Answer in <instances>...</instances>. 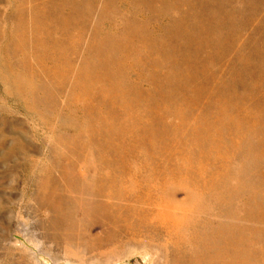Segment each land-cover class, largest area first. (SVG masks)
I'll return each instance as SVG.
<instances>
[{
  "label": "bare ground",
  "instance_id": "6f19581e",
  "mask_svg": "<svg viewBox=\"0 0 264 264\" xmlns=\"http://www.w3.org/2000/svg\"><path fill=\"white\" fill-rule=\"evenodd\" d=\"M116 1L4 2L15 6L12 20L7 24L11 34V39L7 38L10 40L7 46L23 50L21 52L28 57L21 68L17 65L21 72L14 74L16 71L9 68V71L13 70L10 74H14L11 83L19 92L26 91L27 95L22 97L28 101L29 96L31 105L42 103L44 106L41 107L47 113L51 110L49 113L54 114L53 101H59L55 115L51 114L54 120L50 118L51 122L47 120V123L44 117L42 119L50 125L46 124L47 131L52 145L58 148V154L64 156L65 153L70 159L59 169L65 182L62 188L54 185L46 190L42 181L37 197L39 207L48 212L46 218L54 230L53 238L63 241L59 255L74 259L77 264H96L120 256L132 243H141L159 251V264H264V182L261 180L262 185L257 182L262 178L254 182L256 175H253L257 171L253 173L254 166L264 160V148L249 150L251 146L248 145V139L253 141L252 136L264 131V91L258 92L264 81V10H261L257 21L253 19L255 13L259 14L256 8L261 0H238L249 6V13L255 11L253 17L243 13V19L248 17L256 22L249 37L243 34L247 39L241 41L242 36L240 39L237 37L240 42H235L236 35L229 36L237 21L235 17L238 18L234 15L238 8L233 6L237 0L232 1L234 4L231 0L224 1L233 6L227 8L229 11L233 9L228 13L225 3L224 9L219 8L221 0H201L202 9L208 5L207 2L214 4L208 5L213 6L212 9L206 6L214 14L208 15L211 18L208 21L192 20L189 22L194 23L190 24L192 26H188L187 20L184 24L180 17L185 13L179 11L183 13L181 15L176 10L181 16L172 22L170 19L169 24L164 22L160 32L150 30L148 22L139 21L144 16L143 12L136 20L139 9L136 12L134 9L136 14L131 16L120 11V4L118 2L117 5ZM150 1L132 0L130 2L134 4H129L130 8L150 6ZM168 2L171 1L157 0L156 3L163 5L160 11L167 9L170 13ZM261 8L263 5L258 10ZM220 10H226V15L221 16L223 11ZM234 10L235 13L232 12ZM117 14L122 17L120 28L106 30L103 20ZM226 16L225 20L223 17ZM246 22L244 26L247 29V24H252ZM237 26L240 30L242 25ZM257 33L260 35L256 36ZM203 47L209 50L204 58L198 55L207 51ZM229 48L234 49L231 52ZM224 53L234 54L232 58L228 54L230 60L228 56L224 58L230 62L225 71L231 69L227 77L221 68L227 74L226 79L222 78L225 76L220 74L221 69L219 73V67L212 65L216 58L226 57ZM128 59L141 69L138 79L128 74ZM222 59L220 66H223ZM235 64L240 73L235 70ZM235 76H239L236 80L242 85V90L237 93L232 89ZM6 78L9 79L8 74ZM256 91L260 97L251 100L250 104L243 103L246 96H254ZM198 105L201 110L196 113L198 115H193ZM202 110L206 113H200ZM66 126L73 127L75 131L67 133ZM232 135L243 144L248 140L244 146L245 151H249L247 157L240 163L238 161L234 168L228 166L229 162L217 165L218 161H226L227 151L224 155L223 149L226 147L227 150L229 143L234 146ZM136 149L142 152L145 166L141 178L143 191L135 199L139 210L134 207V202L127 203L123 199L127 194L119 181L126 173V157ZM48 161L47 164L44 162L47 166L51 164ZM81 163L84 171L78 169ZM208 169L210 174L206 178ZM257 173L261 177L264 171ZM58 176L59 173L53 180ZM46 177L44 180L48 181ZM177 188L194 189L192 202H174L172 199L176 193L173 191ZM152 190L159 195L167 190L169 198L165 200L158 195L154 199ZM184 198H190V194L185 193ZM147 205L152 208L150 212L145 209ZM146 208L150 210L148 206ZM86 220L107 225L103 234L111 242L108 246H103L98 235L85 243L76 238L75 231ZM118 222L127 224H118L119 230H115L112 225L116 226ZM133 223L153 226L165 234L148 228L144 234L139 229L135 230ZM14 243L21 253L24 252V256L17 260L18 264H40L34 250L17 238ZM16 250L19 252L18 248Z\"/></svg>",
  "mask_w": 264,
  "mask_h": 264
},
{
  "label": "rangeland",
  "instance_id": "374dc122",
  "mask_svg": "<svg viewBox=\"0 0 264 264\" xmlns=\"http://www.w3.org/2000/svg\"><path fill=\"white\" fill-rule=\"evenodd\" d=\"M1 1H3V2H1ZM5 1L6 0H0V3L4 5L3 6L0 4V26H1L0 27V264H5L7 262H8L7 264H12V263L18 264L17 260H19L21 258V256H24V252L21 253L22 251L20 252L19 246H17L14 243L15 238H17L18 240L23 242L31 250H34L36 257H37L40 264H77V262L74 259H67V258H64L61 255H59V247L61 246V244H63V241L61 239H58V241H57V239L55 237L53 238L52 232H54V230L51 228V226H49L47 218H46V217H48V212L46 210H44L43 208H40L38 203H37V197H38V194L40 192L39 189H40V184H42V181L44 183L43 185H45L44 187L46 190L51 189L52 186H54V185H56L60 188L63 187V183L65 182V178L61 175V173L59 172V169L61 166H63L67 162L68 157H66L65 153H64V156L63 155L60 156V154H58V152H57L58 148L56 147L55 144L52 145L53 141L50 140L49 130L47 131V129H48L47 123L51 122L49 120L50 118L52 119V121L54 120V118H53L54 116H51L52 113L51 114L49 113V112H51V110L47 113V111L44 108H42L44 106V105H42V103L39 105H36V104L31 105L32 102L29 100V96L27 97L28 101H26L27 99L25 100V98H26L25 96L27 95L26 91L21 90L20 91L21 93H20L18 91V89L16 90L15 86L13 85L14 83L13 84L11 83L13 78H14V74H16L17 71L21 70L20 65H22V62L24 63L25 60L27 62L28 57H27V55H24V53H22L23 50L18 49V48L13 49V47L7 46V45H9V43H8V41H10L9 39H11V37H10L11 34L9 32V30H10L9 25H7V24L9 23V21L12 20V16L14 13L13 9L15 6H14V4H11L10 6L6 5V3H4ZM130 1H132V0H125V1L117 0L116 4L117 5L120 4L119 5L120 11H124L125 13H128L131 16L136 14V13H134V9H135V12L137 11L136 9H139V11H137L138 13L135 15V16H137V18L135 16H134V18H136V20H138V18L141 17V14L143 12L142 15H144V16H142L140 18L141 20L139 19V21H144L145 23L148 22V24L151 22L152 24L151 23L149 25L147 24L148 28H150V30H153V31L156 30L158 32H160L162 30V28L164 27V25H165V24H163L164 22L165 23L167 22L169 24L170 19L172 22L176 18H179L183 13H185V14L182 15L180 18L184 20V24H185L186 20H187L186 22H188V23L192 22V20H197V19H202L203 21H208L209 19H211V18H209L210 16H212L211 13H213V12H211V10H209L211 7H209L208 5L210 3L212 5H214L212 2H207L208 5H206V6H208L207 8H209V9H207L206 6H202V7L206 8V9L205 8L202 9V8H200V4L202 2L201 0H197V1L196 0H192V1L188 0V1H180V2L178 0H170L171 2H168V5L170 6V7L168 6V10H170V13H169L168 11H166L167 9H165L163 11L159 10L160 6H163V5L161 3L160 4L156 3L157 0H151L149 2L152 4V6H151V4H150V6H148L149 4L147 3L148 4L147 6H145L146 4L144 6L139 5V7H138V5H135V6H131V8H130V4H129ZM167 1H169V0H167ZM224 1L226 2V0H221L222 3L220 2L221 7L219 6V8L224 9V8H222V6L225 3ZM227 1H230V0H227ZM232 1H234V0H231V2ZM258 1L260 2V0H258ZM118 2H119V4H118ZM127 2H128V4H127ZM158 2H160V0H158ZM236 2H234L235 4L232 2L234 4L233 6H234V8H238V10L240 9V11L235 9L236 13L238 12V14L235 13V10L232 11L235 13V14L234 13H232V14H234L235 16L238 15V18L234 16L235 21L237 20L236 21L237 23L236 22L234 23L235 26H233L231 28L233 32L231 31L232 34L229 36L236 35V38H235L236 41L235 42H237V41L240 42V40L242 41L244 39H247L245 37L246 35L249 37V35L252 33V31H251V30H253L252 27H254V25L256 24V22L255 23L253 22L254 21L253 19H256L255 21H257L260 18V14H262L261 10H264V0H263V4H261L262 0L259 3V7H260V5H261V7L263 5V8H261L259 10H258L259 7L256 8V12L258 11L259 14L258 13L256 14L255 11L253 13L252 12L249 13L248 11H250L251 9L248 10L249 6H245L244 5L245 2H243L244 4H242V1H241V3L238 0ZM121 3L123 5L125 4L124 5L125 8L123 7V5L121 7ZM130 3L132 5L134 4V2L133 3L130 2ZM182 3H183V5H182ZM197 3H199V4L196 6L195 4H197ZM228 3L229 2L225 3L226 10L229 9V6H230V8L233 7L230 4L228 5ZM177 4H179L181 6L179 7V5H177ZM257 4H258V2H257ZM172 5L173 6L176 5L175 6L176 9ZM226 5H228V6L226 7ZM7 6H8V8L6 10ZM127 6H128V8H126ZM154 6H156V7L154 8ZM144 7H147L148 10H145L146 8H144ZM212 8H213V6H212ZM127 9H132V10L128 11ZM171 9H173L172 13L174 15L171 13ZM140 10H141V12H140ZM176 10L178 11L179 14H181V12H183V13L181 15H179ZM197 10H199V11H197ZM204 10H207L206 12L210 11V14H208L209 12L206 13ZM226 10H220V12L223 11L221 13V16L226 15ZM231 10H233V9H230V11ZM94 11H95V9H94ZM175 11H176V14H175ZM179 11H181V12H179ZM230 11L228 10L227 13ZM241 11H242V15L239 16L241 14L240 13ZM150 12L151 13L153 12L152 13L153 16ZM162 12H164L163 15H162ZM201 12H203V13H201ZM125 13H124V15H125ZM147 13H149V16ZM167 13H168V16H170V18L167 16ZM243 13L247 16L250 14L252 16L255 13L254 17L252 16L253 19L250 18V19H252V22L250 21V19H248L249 16L247 17V19H246V17L243 19V15H244ZM169 14H172L173 17ZM8 15H10L11 18L8 19V17H10ZM189 15H191V16H189ZM204 15L205 16L207 15V17H203ZM208 15H210V16H208ZM183 16H185V17L183 18ZM150 17H151V19H150ZM166 17H168V18H166ZM255 17H257V18H255ZM110 18H112L113 20L111 19L112 20L111 21ZM110 18L103 20L104 21L103 22L104 28L105 29L107 28L106 30H109V31H113L115 28L118 30L121 26L122 17L119 14H117L115 16H110ZM164 18H165V20H168V19L169 20L165 21ZM223 18L226 20L227 16L223 17ZM145 19H146V21H145ZM245 19L247 20V22H250L252 25L253 24L254 25L250 26V24H247ZM108 20L110 21V24H109ZM244 20L247 24V29L244 26L245 22H244V24L242 23ZM158 21H159V24H157ZM4 22H6L5 24L7 25V26L5 25L6 26L5 30L3 27ZM155 22L158 26L155 24ZM106 23H107V25H106ZM188 23H186V25H188ZM162 24H163V26H161ZM190 24L193 25L194 23H189L188 26H192ZM237 24L240 26L242 25L240 27V30H238L239 26H237ZM243 26L245 28L244 31H242L244 29ZM154 27H155V29H154ZM159 28H161V29H159ZM241 28H243V29H241ZM231 29L228 28V30H231ZM235 30L236 31L238 30L239 33L238 32L236 33ZM244 33H246V34H244ZM239 34H240V36H238ZM259 35H260L259 33L256 34V36H259ZM241 36L243 39H240ZM237 37L238 38L240 37L239 38L240 40ZM7 38H9L8 41H7ZM202 49L203 50L206 49L207 51L205 50L206 51L205 53L201 52V54L199 53L198 55L204 58L203 55H206L207 52L209 53V50H208V47H206L205 49L203 47ZM232 49H234V48H232ZM232 49H230L231 52H232ZM226 50H228V49H226ZM8 51L9 52L12 51L13 53L12 52L11 53L13 55L11 53H9ZM224 54H226L225 55L226 57H224L222 55L223 59H222V57H220L219 58L220 60L218 58H216L214 60L215 62L212 61V62H214V63H212V65H214V67L215 66H216V68L219 67V73H220L221 68L225 71L224 68L228 67L230 65V62H229L230 57L232 58L234 55V54L232 55L231 53H228V54L232 55V56L230 55V57H229L227 53H224ZM24 56H25V58L26 57L27 58L25 59ZM199 56H198V59L201 58ZM227 56H228L229 60L228 59L224 60V58H227ZM217 59L219 60L218 63L216 62ZM221 59H222V63H223L221 65H223V66H220V64H219V63H221ZM22 60H24V61H22ZM223 61H225V62H223ZM127 62H128L127 63L128 74L130 75V77L136 78V79L141 77V74H142L141 69L138 66L129 62V59L127 60ZM226 62L229 64H227ZM9 64L13 68H11V66ZM236 64H235V70H237V73H240V72H238L239 70L236 69V68H238V65H236ZM9 68L13 69L16 72H13V70H10L14 73V74H10L12 72L9 71ZM18 68H19V70H17ZM222 69H221V71H222ZM229 69L227 68V70L225 71L228 75L226 73L224 74L223 71L220 73V74L225 76L222 78L226 79L229 76V74H230L229 71H231V69L230 70ZM19 72H21V71H19ZM7 74H8L9 79L6 78ZM226 75H227V77H226ZM238 77L239 76H237V77L235 76V80H234L235 81L234 84L235 83H237V84L232 85L233 86L232 89L234 90L235 93L240 92L242 90V85L236 80V79H238ZM243 77H245V76H243ZM11 78H12V80H11ZM5 80L7 81V83ZM220 80H221V78H220ZM8 86L9 87L12 86V87H14V89L12 87H10L8 90L7 89ZM260 87H259L260 89L258 90V92L260 91V93H262L264 91V88H263L264 87V81L261 83ZM11 88L13 89V92H12V90H10ZM18 92H19V95H18ZM258 92L257 91L254 92V94H253L254 96H252V95L250 97H249V95H248V97L246 96V98L248 100H250V102L246 98H244L243 103L245 101V103L250 104L252 102L251 100H254L256 97L257 98L260 97V95H259L260 93H258ZM23 95H25L24 96L25 98L22 97ZM251 97H253V98L251 99ZM28 102H31V103H28ZM58 102L55 100L53 101L54 106L52 109L54 110V112H53L54 114H52V115H55V111H57L56 108L59 104ZM29 105H31V106H29ZM36 108L38 110H36ZM39 110L40 111L43 110L42 111L43 113L42 112L38 113L37 111H39ZM200 110H201V106L198 105L197 108L194 110L193 115H198L196 113H198ZM44 112H45V114H44ZM200 113H206V110H202ZM48 114H50V115H48ZM43 117L45 118L46 122L48 120L47 123L46 122L44 123L45 120L42 119ZM48 126H50V125H48ZM66 127H67V130H66V128L65 129L63 128V129L66 130L67 133L72 134L75 131V130H73L74 129L73 127H70V126H66ZM263 134H264V131H263ZM263 134H258L259 136L257 134H255L254 136H252L254 138L251 137L252 139H254L253 141L251 139H248V140L252 141V143H250V141L248 143L247 142L248 140L246 139V142H244V144H243V142L238 140L239 138L235 139L234 135H232V137H234V138L231 141H235L234 146H233V143H229L227 145V150H225L226 147L223 149L225 151L224 155H225L226 151H227V153H226L227 155H226V158H225V156H223L225 159L222 158L221 160L224 159V161L225 160L226 161L225 162H223V161L216 162L215 161V162L217 163V165H220V164H226L227 165V163L229 162L230 164H232V165L229 164L228 165L229 167H231V166H232L231 168L237 167V165L240 163V160L243 161L247 157V154L249 151L247 152L248 149L245 151L246 148L244 147V146H246L247 143H248V145L250 144V146L252 147V148L250 147L249 150L250 149L253 150V148L262 150L264 148V135ZM261 135H263V136H261ZM236 140L241 142L242 144L239 143L240 144L239 145ZM256 143L258 144L257 147H259V148L254 146V144L256 145ZM235 144H237V145H235ZM54 145H55V147H53ZM54 149H55L56 154L53 151ZM50 150H51V152H50ZM263 151H264V149H263ZM245 152H246V156L244 155ZM37 157H39V158H37ZM51 157L54 159H51ZM35 160H37L38 162ZM51 160H53V161H51ZM62 160H64V161H62ZM69 160L70 159H68V161ZM47 161H48V164L51 163L48 166L49 167L52 166V167L49 168L47 165L44 164V162L47 164ZM238 161H239V163H238ZM263 161L260 162L258 165L254 166L255 170L253 171V173L256 171V169H257V171H264V162ZM35 162H37V163H35ZM41 166H42V168L45 166L43 168L44 170L42 168H40ZM81 166L84 167L83 164L81 163L78 165V169L80 171H84V169ZM46 167H47V170L49 173L47 172V170H45ZM259 168H261V170H259ZM57 169H58V172H57ZM144 169H145V166L143 165V162H142V152H139V150L136 149L131 155H128L126 157V173L119 180L121 182V184L123 185V189H125V192L127 194L126 196L123 197V199L127 200V203L134 202L133 205L136 208V210L140 209V206L137 205L138 201L135 199L137 198V195L139 194V192L143 191V189H142L143 185H141V183H142L141 178L143 177ZM257 171H256V173H257ZM45 172H47V173H45ZM50 172H52V173H50ZM208 172L209 173H206L205 176L206 175L208 176L210 174L209 169H208ZM58 173H59V176H58V179L56 178L57 181H56V179L53 180V177L55 178L58 175ZM256 173L253 174L254 176L256 175V177L251 175V179L254 177L255 181L253 179H252V181L256 182L257 181L256 179L262 178V179H260V181H257L259 183L261 182L260 185H262V181L264 182V180H263L264 174H263V176L259 177L261 172H260V174H258L259 172L257 174ZM47 174H49V175L51 174V175L48 176ZM42 176L44 177V179H45V176H47L46 178H48L47 180L49 181V183H48V181H45L44 179H42ZM207 176H206V178H207ZM38 177H41V179ZM257 177H259V178H257ZM51 180H52V182H51ZM59 180H60V183H57V182H59ZM36 181L39 184H37ZM54 181H56V182H54ZM133 181H134V183H133ZM53 182H54V184H53ZM173 192H175L176 194L173 196L172 200L178 204H189L192 202V199L195 196L194 189L189 191V190H186L185 188H177ZM185 193L190 194V198H184ZM151 194H152V197L154 199H156V197L159 195V194H157V192L155 190H152ZM161 194L162 195H159V196H161L165 200H167V197L169 196L168 191L167 190L163 191ZM191 194H193L194 196ZM172 205H174V204H172ZM147 206L149 207L150 210H148L146 208ZM147 206H145V209L148 212H150L152 210V208L149 205H147ZM135 215H137V214L135 213ZM94 222L95 221H93V220H90V221L86 220L83 222V224L80 225V228L78 226V229L75 231L76 238L79 239V241L81 243H85V242H88L92 239H95L94 235H98V236H100L99 239H101L103 241V243H102L103 246H108L107 244L111 243V242H110V240L108 241L105 238L106 236L103 234L107 225L102 224L101 222H95V223ZM213 222L215 223L217 221L214 220ZM118 224L125 225L127 223L118 222V223H116V226L113 224L112 227L115 230H119V228L117 227ZM120 226L121 225H119V227ZM133 227L135 230L139 229L140 232H142L144 234L146 232V230H145L146 228H148L149 230L156 229L159 232L162 231L161 233L163 235L165 234L163 230L160 231L159 229H157L153 226H151V227L145 226V225L139 226L136 223H133ZM45 228L46 229L48 228L47 229L48 231H44V230H46ZM131 229H132V227H131ZM140 232H137L138 235L142 234ZM45 234H47V235H45ZM55 239L57 242L55 241ZM54 241H55V244L53 246ZM8 242L10 244H8ZM113 242H114V239H112V243ZM14 246H16L18 248L19 252L16 250L17 248L15 249ZM16 251L19 253V255L17 254ZM21 254H23V255H21ZM95 263L96 264H159V251H157L156 249L152 248L150 245H147V244L132 243L131 245H129L128 247L125 248L123 254H121L120 256H117L114 258L112 257L110 260H108L106 262H95Z\"/></svg>",
  "mask_w": 264,
  "mask_h": 264
}]
</instances>
